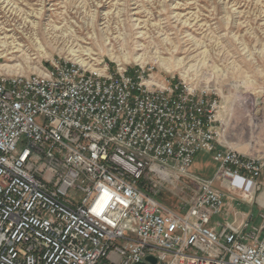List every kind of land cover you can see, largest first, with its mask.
Here are the masks:
<instances>
[{
	"label": "built area",
	"instance_id": "built-area-1",
	"mask_svg": "<svg viewBox=\"0 0 264 264\" xmlns=\"http://www.w3.org/2000/svg\"><path fill=\"white\" fill-rule=\"evenodd\" d=\"M98 69H0V264H264V210L259 226L226 213L252 201L264 159L231 147L220 98L153 68ZM202 152L211 178L191 172ZM182 179L196 191L175 210L158 193Z\"/></svg>",
	"mask_w": 264,
	"mask_h": 264
},
{
	"label": "rangeland",
	"instance_id": "rangeland-1",
	"mask_svg": "<svg viewBox=\"0 0 264 264\" xmlns=\"http://www.w3.org/2000/svg\"><path fill=\"white\" fill-rule=\"evenodd\" d=\"M37 11L43 12L40 19H27ZM32 22L39 23L37 31ZM4 32L17 33L23 46L7 57L16 49L8 53L0 46L4 72L1 66L18 61L22 74L40 72L54 61L77 62V55L101 66L153 68L160 76L210 91L222 102L231 147L264 159V0H0L1 37ZM216 169L212 156L202 152L191 172L211 178ZM257 182L252 201L236 195L228 200L226 213L251 212L259 226L264 171ZM217 187L228 191L222 182ZM195 191L194 184L182 179L162 183L158 197L178 210Z\"/></svg>",
	"mask_w": 264,
	"mask_h": 264
},
{
	"label": "bare ground",
	"instance_id": "bare-ground-1",
	"mask_svg": "<svg viewBox=\"0 0 264 264\" xmlns=\"http://www.w3.org/2000/svg\"><path fill=\"white\" fill-rule=\"evenodd\" d=\"M34 13V12H33ZM42 14L43 12L41 11H37L35 12V14L33 15H28L27 16V19L30 18V17H35V19H40L42 17ZM26 19V20H27ZM30 22V21H29ZM24 23V22H23ZM32 28L37 31V28L39 27V23H36V22H32ZM11 30L7 29L6 32H10ZM6 32H4L3 34L5 35L4 37H1L0 36V46L1 47H6L7 48V52L9 53V50L10 49H16L15 51L11 52L9 54H7L6 56L4 57H7L8 55H11L13 53H18L21 49V47H23L21 45V43H19V39L17 37V33L15 34H12V35H8L6 34ZM21 34H23L24 36H26V34H24V32H21ZM37 32L34 33L33 36H36ZM22 37V36H21ZM34 40L36 41V44L40 45L39 41L37 38H34ZM39 49L41 50L42 49V46L39 47ZM43 51V50H41ZM88 54V53H87ZM91 54V53H90ZM27 55V59L26 60H29V56L28 54H25ZM3 56V55H2ZM75 57V61L77 62H80L84 65H86L89 69L91 70H95V71H98V67H99V62L97 63H92L91 62H86L85 59H82L80 56H77V55H73ZM3 57V58H4ZM6 59V58H5ZM113 59H116L117 62H120L119 59L117 57H113ZM135 61L137 62H143V57L142 56H136L134 57ZM167 60V59H166ZM95 62V61H94ZM179 64V62H178ZM121 65V64H120ZM179 66V65H178ZM2 69H4L7 73L9 74H22L21 71L23 70L24 66H23V63H20L19 61L14 64V65H10V64H4L3 66H1ZM23 72V71H22ZM41 72V71H40Z\"/></svg>",
	"mask_w": 264,
	"mask_h": 264
},
{
	"label": "water",
	"instance_id": "water-1",
	"mask_svg": "<svg viewBox=\"0 0 264 264\" xmlns=\"http://www.w3.org/2000/svg\"><path fill=\"white\" fill-rule=\"evenodd\" d=\"M140 264H156V260L152 257L147 259V263H140Z\"/></svg>",
	"mask_w": 264,
	"mask_h": 264
},
{
	"label": "crops",
	"instance_id": "crops-1",
	"mask_svg": "<svg viewBox=\"0 0 264 264\" xmlns=\"http://www.w3.org/2000/svg\"><path fill=\"white\" fill-rule=\"evenodd\" d=\"M249 213H251V212H249ZM252 214V213H251ZM253 215V214H252ZM224 218H225V215H224Z\"/></svg>",
	"mask_w": 264,
	"mask_h": 264
},
{
	"label": "trees",
	"instance_id": "trees-1",
	"mask_svg": "<svg viewBox=\"0 0 264 264\" xmlns=\"http://www.w3.org/2000/svg\"><path fill=\"white\" fill-rule=\"evenodd\" d=\"M159 198V197H158ZM160 199V198H159Z\"/></svg>",
	"mask_w": 264,
	"mask_h": 264
}]
</instances>
